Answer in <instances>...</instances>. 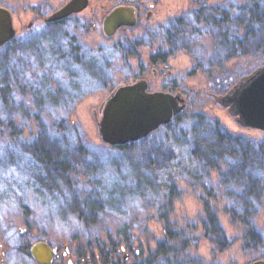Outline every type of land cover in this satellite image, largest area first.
<instances>
[{"label":"rangeland","instance_id":"1","mask_svg":"<svg viewBox=\"0 0 264 264\" xmlns=\"http://www.w3.org/2000/svg\"><path fill=\"white\" fill-rule=\"evenodd\" d=\"M63 1L3 0L0 3V6L11 11L16 28L14 40L0 49V62L4 58L6 67L8 66L6 82L20 81L26 84L36 79V81H42L39 73L43 70L42 68L46 70L50 64V61L48 62L52 55L50 46L51 42L56 40L57 35L56 24L46 23L42 21V17L48 16L56 5ZM148 1L155 3V17L153 16L150 22L151 30L154 32L156 31L155 26L161 21L183 16L184 27H177L186 28V33L188 32L186 40L190 46L183 49L178 40L176 45H179L180 49L175 51L176 54L169 59L168 63L172 71L171 79L182 90L187 91L189 97L192 98L190 100L195 102L194 104L188 103V106L192 108H190L191 111L201 113L202 117H217L231 135L239 136L240 147H245L246 141L251 139L258 143L262 142L264 131L241 128L235 122L234 117L228 113L227 108L222 107L217 101L218 96L232 88L241 78L264 65L260 63L264 61V52L259 54L258 49L253 46L260 41L254 39L253 42L246 44L242 51H235L236 54L242 52L245 54L231 55L233 42L230 34L234 32V29L229 28L232 31L229 33L227 46L212 47L213 32L216 29L204 26L201 20L196 19L191 9L205 8L203 9L205 12L210 6L222 0ZM199 3H203L204 7L197 5ZM29 22L30 27L27 26ZM191 27L194 30L196 27L197 33L189 31ZM68 30L76 39L79 47L78 55L82 60H90L94 55L93 58L95 57L99 62L100 58L96 56L101 54L107 60L115 61V54L110 48L118 36L114 39H107L102 32L100 22H97L94 29L89 23L82 27L78 25L75 27L73 23ZM259 33L264 36V29ZM149 39L152 42L150 45L147 41L146 49L153 54L165 48V44L163 45L157 36ZM31 41L39 42L37 51H32L34 48L29 49ZM254 52L257 54L254 55ZM41 53L42 55L38 57ZM112 66L114 68L111 67L108 74H104L107 76V84L104 88L80 96L84 90H88L93 85L84 66L58 62L56 78L50 79L52 84L56 82L54 85L56 88L67 90L66 85L74 80L81 81L84 87H79V90H67L63 94L57 93L56 105L52 106L53 108L48 104L38 105L28 89L24 95L16 93L11 95L15 99V105L19 104V106L12 108L13 113L11 111L5 115L14 118L16 124L13 130L22 132V140L14 139L18 140L17 143L15 142L16 145L20 142L28 144L32 142L31 136L39 127L34 114L42 115L41 119L44 124L61 121V117L66 115L69 122L78 128L85 150L79 159L80 162L66 163L70 169L69 171L66 168L68 170L66 173L65 169H60L59 166H46L47 174H53V176L44 177L56 183V186L48 183V186L54 190L46 195L47 190L32 187L36 186L33 181L36 176L29 148H18L16 161H10L11 149L4 147L9 143L8 137L0 134V264H37L17 249L21 242L30 244L36 241H46L51 247L58 248L56 264H67V259L78 262L77 253L85 249L84 245H87L88 241L92 239L105 241L112 236H117L116 231L120 232L121 240L134 245L126 247L125 252L129 253L126 260L123 259V251H120V248L116 252L119 259L127 262L126 264L138 263L147 253L155 250L158 241L170 244L172 236L178 237V247H181L179 250H183L184 243L187 249H190L188 256L191 261L188 264H247L255 259H264V240L254 242L248 237L245 238L242 223L232 220L225 212L228 200L221 199L220 189H217L218 191L213 189L211 184L217 173L213 166L205 165L203 154L199 155L200 180L183 176L175 182L176 197L172 200L162 196V191H154L156 187L153 178L144 175V167L152 158L155 160V156L151 152L149 155L141 153L147 152L145 148L151 145L166 146L168 133L182 134V138L185 135L188 140L191 126L188 116L191 112H182L179 114L181 117L177 115L180 118L176 122L168 124L170 125L168 130L163 126L148 136L146 140L119 149L121 153L116 147L101 141L97 130V121L101 116L100 107L118 86L129 79L125 68L115 71L120 66L118 62L117 65L112 64ZM209 66L221 72L220 80L225 79L227 88L225 89L222 82L211 81L210 84L214 85L212 87L214 93L211 90L209 95H205L204 85L207 82ZM72 72L74 74L69 77ZM68 78L71 80L67 81ZM112 89L114 90L109 95ZM205 102H208L207 107L204 106ZM188 106L185 110L189 109ZM212 106H217V109L209 110ZM37 107L38 111L35 109ZM4 131L10 132L9 127L4 128ZM11 136L16 137L14 134ZM10 138L13 139V137ZM199 144L204 152L206 146H213L215 143L203 141ZM140 157L144 160H140ZM145 158H147L146 161ZM133 160H138L143 165L140 162L135 164ZM219 163L222 166V163ZM92 166L97 168L96 171L92 169ZM202 176H211L212 180L204 184V190H202ZM203 180L205 182L206 179ZM98 190L101 196L98 195ZM94 193L97 196H94ZM105 193H108L110 197H106L108 194ZM75 196L79 198L80 205L74 202ZM118 197H120L119 201ZM203 204L215 216V226V223L208 225L206 222ZM252 224L256 232L264 237V193L259 208L253 216ZM217 228L222 230L223 239L218 236ZM124 230L127 234L134 235L127 237ZM60 252L64 254L68 252L64 260L59 256Z\"/></svg>","mask_w":264,"mask_h":264},{"label":"trees","instance_id":"2","mask_svg":"<svg viewBox=\"0 0 264 264\" xmlns=\"http://www.w3.org/2000/svg\"><path fill=\"white\" fill-rule=\"evenodd\" d=\"M2 2L3 0H0V3ZM221 2L213 4L205 12H201L199 9L193 10L194 15H196V19L201 20V23H203L204 26H211L216 29V31L213 32L214 38L212 47L215 45L221 48L227 46L229 33L232 31L229 30V28H233L234 32H231L230 34L231 41L233 42V45H231V50L233 51L231 55L237 56L239 54H245L244 52L236 54L235 51H242L243 47H245L249 42H253L254 39L260 42L256 45H253L252 43V45L258 49L259 54H262L264 52V36H261V33L259 32L264 29V0H226ZM218 6L226 8L221 10L220 8H217ZM72 25L73 21L67 20L56 26L57 35L56 40L51 42L52 44L50 48L52 52L50 53H52V55L48 59V62L50 61L47 68L48 70H44V68H42L43 70L39 73V77L42 79L41 82L40 80L36 81L37 79L34 80V82L26 84L24 82L21 83L20 81H14L12 83L6 82L8 66L6 67V60H4V58H2V61L0 62V126H2L0 134L3 136L5 135V137H8L7 140H9V143H7L4 147L11 149L9 156H11L10 161L13 162L17 159L16 155L18 148H29L30 157L33 159V171H35L36 176V178H33L36 186L32 187L34 189L40 188L47 190L48 193H46V195L54 190V188H50L48 186V183L55 186L54 181L44 177L53 176V174H47V165H52V167L59 166L60 169H65L64 172L66 173V170L68 169L66 163L81 161L79 159L82 157L85 148L83 146L84 144L82 143L78 128L69 122L66 115L61 117V121H51L44 124L41 119L42 115L34 114V118L37 120V125L39 127L38 130L31 136L32 142L29 144L20 142L16 145L15 142L17 143L18 140L14 139L22 140V132L13 130L16 122L14 118L7 117L5 114L11 111L13 113L12 108L19 106V104L18 106L15 105V99L11 96L13 93L24 95L26 89H28L38 105L48 104V106L54 107L56 105L57 93L63 94L66 93L67 90L73 91L76 89L79 90V87L83 88L84 86H82V82L78 80H74L67 85L65 84L67 90L59 87V89L56 88L54 86L56 85V82L55 84L51 83L50 79L56 78V64L61 61L77 66H84L86 74L90 77L93 85L90 86L88 90H84V93L80 96L105 87L107 84V76L104 74H108L111 67L114 68L112 66L114 62L107 60V58L103 55L97 53H95L98 55L96 57L100 58L101 62H98L95 57L93 58L94 55L90 60H82L78 55L79 47L76 44V40L72 38L68 30V28L70 29ZM178 29L182 30V33L171 37L173 51L180 49L178 48L179 45H176L178 40L183 49H187L190 46L186 40L188 36V32L186 33L185 30L186 28L181 29L178 27ZM189 31L197 33L196 27L195 30L191 27ZM38 43L39 42L31 41V44L28 46L29 49L34 48L32 51H37ZM232 46L234 47L233 49ZM253 54L255 55L257 53L254 52ZM41 55L42 53L38 57ZM19 63H22V61H19ZM260 63L264 64V61H260ZM210 67L211 66L207 68L208 74L206 77L208 78L206 84L204 85L205 95H209L211 90H213L212 87L214 85H211L210 83H212L215 79L217 72L220 73L216 70V68L213 69ZM52 74H54L55 77L52 76ZM73 74L74 72H72L69 77ZM70 80V78L67 79V81ZM223 85H225V83H223ZM226 88L227 86L225 85V89ZM212 93H214V90ZM192 103H195L194 100ZM207 104L208 102H205L204 106L207 107ZM190 108L191 107L186 110V113L191 112L188 116L191 120L190 138L187 140L185 135L182 138V134L177 135L168 133V139L165 141L166 146L151 145L149 148H145L147 152H143L141 154L149 155V152H151L155 156V160L152 158L146 164L147 166L144 167V175L151 176L153 178V182L157 188H155L154 191H162V196L164 195L166 196V199L172 200L176 197V181L182 179L183 176L190 179L194 178L200 180L201 169L199 155L203 154V159L206 162L205 165L213 166L217 176H219V189L222 191L221 199L228 200V204L225 206V212L228 213L232 220L242 223L243 229H245L244 237L249 238V236L252 235V239L250 240H264V237L259 236L256 232L257 230L253 228L252 224L253 216L255 215L256 209L259 208L262 196L257 193L258 184L260 182L264 183V140L260 143L253 139L247 140L244 144L245 147H240L239 136L231 135V133L228 132L217 117H202L201 113L193 112L191 111L192 108ZM35 109L38 111V107ZM212 109L216 110L217 106H212L209 110ZM179 116H177L171 123L176 122V120L181 117ZM169 126L170 125H166L164 128L168 130L167 128ZM6 127H9L10 132L4 131V128ZM13 134L16 137L11 136ZM10 137H13V139ZM146 139L147 138L137 142H142ZM202 140L207 143L213 142L215 144L213 146H206V150L203 152L202 147L199 144L200 142H203ZM134 143L136 142H132L124 146H116V148L118 149V152H120L119 149H122L125 146H131ZM141 159L144 160L140 157V160ZM146 160L147 158H145V161ZM133 161L135 164L140 162L138 160ZM219 162L222 163L223 167ZM140 163L143 165L142 162ZM92 169L96 171L97 168L92 166ZM68 170L70 171V169ZM248 174H250V176H247ZM250 188L251 192L248 193L247 189ZM146 190L149 191V189ZM97 192L98 195L101 196L99 194L100 190ZM95 195L97 196L96 193H94V196ZM106 197H110V195L108 194ZM119 198L120 197H118V201ZM74 202H77L76 204L78 205L79 203L80 205L79 198L76 196L74 198ZM250 207L252 210L246 211V209ZM204 211L205 219L206 222H208V225L215 223V226L216 220L213 213L209 211L208 207H206ZM217 231L218 236L223 239L224 234L222 230L217 228ZM119 233L120 232L116 231L115 235L117 236H112L105 241H99L97 239L88 241V244L84 245L85 249L78 251L77 254L79 256V260L77 263L126 264L127 262L120 260L118 255H115L118 248H120V245L125 242L119 238ZM124 234L127 237L132 235L131 233L127 234L125 230ZM124 234H122V236H125ZM31 244L32 243L28 244L21 242L17 247L21 254L30 259L31 256L29 254V249ZM123 245L125 247L134 246L128 241H126ZM184 245L185 243L182 246L183 250H179L181 248L178 247L179 239L174 236L170 238V244H164L158 241L155 250L147 253L142 260L139 262L137 261L138 263L134 264H188L191 261V258L188 256L190 254V249H187L186 245ZM87 253L89 254L87 255ZM184 255L185 257L183 258ZM136 258L140 257L136 256Z\"/></svg>","mask_w":264,"mask_h":264},{"label":"water","instance_id":"3","mask_svg":"<svg viewBox=\"0 0 264 264\" xmlns=\"http://www.w3.org/2000/svg\"><path fill=\"white\" fill-rule=\"evenodd\" d=\"M87 2L88 0H69L46 16L44 21L55 22L81 11ZM133 23L134 10L129 6H117L104 18L103 30L105 35L111 36L120 25ZM15 36L12 13L8 8L0 6V48ZM217 101L227 108L241 128L264 131V65L241 78L232 88L218 96ZM184 109V100L179 104L176 96L171 94L147 92L143 81L120 85L100 107L98 134L104 144L124 146L145 139L159 128L170 124ZM55 253L56 248L46 241H36L29 249L31 258L37 264H51ZM248 264H264V260Z\"/></svg>","mask_w":264,"mask_h":264},{"label":"flooded vegetation","instance_id":"4","mask_svg":"<svg viewBox=\"0 0 264 264\" xmlns=\"http://www.w3.org/2000/svg\"><path fill=\"white\" fill-rule=\"evenodd\" d=\"M68 1L69 0H64L63 2L59 3L58 5H56V8L54 10H58ZM222 1H226V0H222ZM197 5H199L201 8L204 7L203 3H199ZM117 6L131 7L134 10V23L133 25H120L119 27L116 28V30L111 36H107L105 35L103 30V21L106 15ZM154 8H155V3L148 0H138L133 2L125 1V0H88L87 5L84 9L76 13H72L66 16L65 18L55 21L54 23H56L57 26L60 25L62 22L64 23V21L71 20L73 21L75 27L77 25L82 27L86 23H89L90 27L94 29L96 27L97 22H100L102 32L107 39H112V38L114 39L115 36H118L117 39L113 42V45H111L110 49L115 54L114 65L115 64L117 65V62L120 64V66L116 68L115 71H119L120 68H125V70H127V74H128L127 77L129 79L127 80V82L123 83L122 85L131 84L137 81H143L146 84L147 92L150 93L163 92L176 96L179 104H181V100H184L185 109H186L188 103L189 104L192 103V100H190L192 98L189 97L187 91L182 90L171 79L172 71L169 68L170 65L168 63L169 59L172 58L174 54H176L175 51H173L172 49L171 37L173 35H178L182 33V30L178 29L177 26L184 27L183 16L169 18L167 21H161L159 24L155 26L156 31L154 32V30L153 31L151 30V26H150V22L153 19V16L155 17ZM217 8H220L222 10L225 9L226 7L218 6ZM194 9H191V11H193ZM203 9L205 10V8ZM203 9L202 10L199 9V10L203 12ZM185 14L187 15V12ZM42 21H44V17H42ZM27 26L30 27V22L28 23ZM71 36L73 39H75L73 35ZM153 36H157V38L161 39L162 44L163 45L165 44L164 46L165 48L163 50L159 49L160 51L154 54L150 52L148 49H146L147 44L148 43L150 44L152 42L149 38H152ZM10 42L2 46L0 49L8 46ZM220 76H221V72L220 73L217 72V74L215 75V79L213 81L218 83L222 82L226 84L225 79H221L222 81L220 80L221 78ZM113 90L114 89H112L109 92V95ZM185 109L183 112L186 111ZM247 176H250V174H248ZM201 179H202L201 183L203 184L202 190H204V184L212 181L211 176H202ZM203 179H206L205 182ZM213 181L214 184L212 183L211 185H213V189L218 191L217 189H219V181H220L219 176L214 177ZM247 192L250 193L251 188L247 189ZM257 193L259 195H262L264 193V183L260 182L258 184ZM203 208L204 209L206 208L204 204H203ZM251 210H252L251 207L246 209V211H251ZM251 236L252 235L249 236L248 238L249 240L252 239ZM259 241L261 240H256L254 242H259ZM55 248H56V253L53 257V261L51 264H56L58 258V248L57 247ZM120 251H123V259L126 260L129 257V253L125 252L127 251V248L124 245H121ZM60 253L61 254H59V256H61L62 258L67 256L68 254V252H65V254H63L62 252ZM255 260H264V259L259 258ZM66 263L78 264L77 262L71 261L70 259H67Z\"/></svg>","mask_w":264,"mask_h":264}]
</instances>
